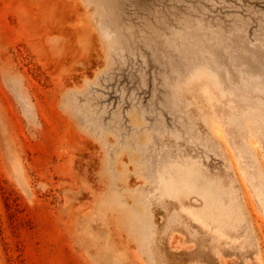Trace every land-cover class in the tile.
<instances>
[{"label": "rangeland", "instance_id": "374dc122", "mask_svg": "<svg viewBox=\"0 0 264 264\" xmlns=\"http://www.w3.org/2000/svg\"><path fill=\"white\" fill-rule=\"evenodd\" d=\"M0 264H264V0H0Z\"/></svg>", "mask_w": 264, "mask_h": 264}]
</instances>
